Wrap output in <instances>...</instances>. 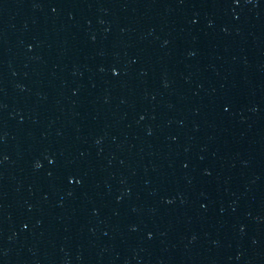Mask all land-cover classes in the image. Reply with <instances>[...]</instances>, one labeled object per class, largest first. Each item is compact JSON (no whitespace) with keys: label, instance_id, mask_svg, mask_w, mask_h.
<instances>
[{"label":"water","instance_id":"1","mask_svg":"<svg viewBox=\"0 0 264 264\" xmlns=\"http://www.w3.org/2000/svg\"><path fill=\"white\" fill-rule=\"evenodd\" d=\"M0 264H264V0H0Z\"/></svg>","mask_w":264,"mask_h":264}]
</instances>
